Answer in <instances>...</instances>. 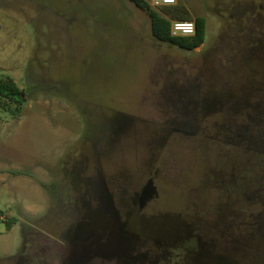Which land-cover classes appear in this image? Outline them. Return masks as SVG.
Wrapping results in <instances>:
<instances>
[{
    "label": "rangeland",
    "instance_id": "rangeland-1",
    "mask_svg": "<svg viewBox=\"0 0 264 264\" xmlns=\"http://www.w3.org/2000/svg\"><path fill=\"white\" fill-rule=\"evenodd\" d=\"M152 8L0 0V264H264V0Z\"/></svg>",
    "mask_w": 264,
    "mask_h": 264
},
{
    "label": "trees",
    "instance_id": "trees-1",
    "mask_svg": "<svg viewBox=\"0 0 264 264\" xmlns=\"http://www.w3.org/2000/svg\"><path fill=\"white\" fill-rule=\"evenodd\" d=\"M137 7L148 11L152 23V35L155 39L177 46L187 51H193L205 42L206 37V19L196 17V34L193 37H172L170 34V20L161 13L154 10L145 0H129ZM168 14L170 13L167 11ZM178 21L188 22L190 19L185 15H175ZM22 91L13 83H0V100L5 98L12 102L20 104ZM16 112H19L17 109ZM10 229V227H9Z\"/></svg>",
    "mask_w": 264,
    "mask_h": 264
},
{
    "label": "built area",
    "instance_id": "built-area-1",
    "mask_svg": "<svg viewBox=\"0 0 264 264\" xmlns=\"http://www.w3.org/2000/svg\"><path fill=\"white\" fill-rule=\"evenodd\" d=\"M178 0H151L154 8L175 6ZM172 37H193L196 34V24L192 22L170 21Z\"/></svg>",
    "mask_w": 264,
    "mask_h": 264
}]
</instances>
